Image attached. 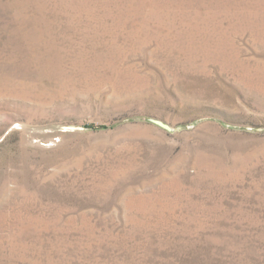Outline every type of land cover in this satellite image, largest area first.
Segmentation results:
<instances>
[{
  "label": "rangeland",
  "instance_id": "1",
  "mask_svg": "<svg viewBox=\"0 0 264 264\" xmlns=\"http://www.w3.org/2000/svg\"><path fill=\"white\" fill-rule=\"evenodd\" d=\"M0 264H264V0H0Z\"/></svg>",
  "mask_w": 264,
  "mask_h": 264
}]
</instances>
